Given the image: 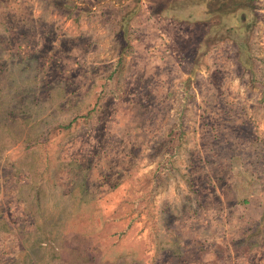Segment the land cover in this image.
<instances>
[{"label":"rangeland","instance_id":"1","mask_svg":"<svg viewBox=\"0 0 264 264\" xmlns=\"http://www.w3.org/2000/svg\"><path fill=\"white\" fill-rule=\"evenodd\" d=\"M234 12L0 0V264H264V0Z\"/></svg>","mask_w":264,"mask_h":264},{"label":"trees","instance_id":"2","mask_svg":"<svg viewBox=\"0 0 264 264\" xmlns=\"http://www.w3.org/2000/svg\"><path fill=\"white\" fill-rule=\"evenodd\" d=\"M214 1L219 4V10H221V11H223V10L225 11L226 10L227 12L235 13L234 11L237 10V7H240L244 2L249 6V4H251V2L253 0H244V2L242 4H239L237 0H221V1L214 0ZM252 19H254V18L252 17ZM250 20H251V18H250ZM239 21L241 22V24H243L245 22V21L243 22V20H242L240 15H239ZM246 26L247 25H243V27L245 29H247ZM250 55H251V51L248 48L245 49L244 50V56H243L244 60H246L247 57L250 56ZM244 63H245L246 68H249V64L246 63L245 61H244ZM251 69H252V66H251ZM251 73H252V79L258 80V83L261 84V87H260L262 89L261 98H264V78L259 77L258 76V72L255 69L254 70L252 69Z\"/></svg>","mask_w":264,"mask_h":264}]
</instances>
